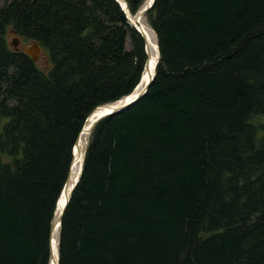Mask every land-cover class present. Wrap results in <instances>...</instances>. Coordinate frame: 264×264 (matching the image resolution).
<instances>
[{
	"label": "trees",
	"instance_id": "obj_1",
	"mask_svg": "<svg viewBox=\"0 0 264 264\" xmlns=\"http://www.w3.org/2000/svg\"><path fill=\"white\" fill-rule=\"evenodd\" d=\"M125 1L134 15L144 0ZM144 18L155 75L93 126L58 264H264V0H154ZM145 59L115 0H0V264L48 263L83 122Z\"/></svg>",
	"mask_w": 264,
	"mask_h": 264
},
{
	"label": "water",
	"instance_id": "obj_2",
	"mask_svg": "<svg viewBox=\"0 0 264 264\" xmlns=\"http://www.w3.org/2000/svg\"><path fill=\"white\" fill-rule=\"evenodd\" d=\"M118 2V4L120 5V7L122 8V10L125 12L126 14V17H127V20H128V23L133 26L140 34L141 36L143 37L144 39V50H145V55H146V59H145V62H144V66H143V70H147V71H150V67H151V57H152V54H151V50H150V46H149V39L147 37V34L145 32V30L143 29L142 27V24L139 22V19L141 17H144V14L145 12L151 7L152 3L154 0H144L143 3L141 4V7L139 8V10L134 14V15H131L129 10H128V7H127V3L125 0H115ZM132 16H135V21L132 19ZM16 41L14 42V45H16ZM156 48H157V61L155 62L154 66H153V72L152 74L150 75V78L145 82L144 86L134 95V97L130 100H127L126 102H123L120 106H117L113 109H111L109 112H106L100 116H98L97 118H95L90 124L89 126H86L87 123H88V117H89V113L87 115V117L85 118L84 122H83V125L75 139V142H74V145H73V148H72V160H71V163H70V166H69V171H68V175H67V178H66V181L59 193V196L56 200V205H55V211H54V218H53V221H52V224H51V228H50V235H49V257H48V263L50 262L51 258L53 257V249L55 248L56 250V264H58V238H59V228H60V223H61V218H62V215H63V212L65 210V207L69 201V198L71 196V193H72V190L74 189L75 185L77 184L78 180H79V176L81 174V171H82V166H83V160H84V154H85V149H86V146L84 148V152H83V158H82V161H81V164H80V169H79V174H78V177L74 183V185L72 186L71 188V191L69 193V195L67 196V200L64 202L62 208L60 209L59 211V214L58 216L56 217L55 216V213H56V208H57V204H58V200H59V197L63 191V189L66 187L68 181H69V177H70V173H71V168H72V165L74 163V148L76 145H78L79 143V140H80V137L81 135L84 133V132H87V134L89 135L93 126L103 117L107 116V115H110L112 113H116V112H120V111H123L125 109H127L129 106H131L132 104H134L135 102H137L146 92L148 86H149V83L152 81L154 75H155V70H156V65L159 61V50H158V44H157V41H156ZM15 49H18L17 46L15 47ZM42 50V47L38 44V42H33L32 44L30 45H25L23 48H22V51L27 54L29 57L32 58L33 61H36L38 56H39V52ZM142 77H143V73H141L140 77H139V80L136 84V86L134 87V89L132 91H134L137 87H139L142 83ZM127 96V95H126ZM125 96V97H126ZM115 102V101H114ZM100 106V105H99ZM95 109V108H94ZM93 109V110H94ZM92 110V111H93ZM86 144H87V141H86ZM56 239V246L54 247L53 243Z\"/></svg>",
	"mask_w": 264,
	"mask_h": 264
},
{
	"label": "bare ground",
	"instance_id": "obj_3",
	"mask_svg": "<svg viewBox=\"0 0 264 264\" xmlns=\"http://www.w3.org/2000/svg\"><path fill=\"white\" fill-rule=\"evenodd\" d=\"M135 16H132V19L135 21ZM139 22L142 24L143 29L145 30L147 37L149 39V46H150V50H151V67H150V71L144 70L143 73V77H142V83L139 87H137L134 91H132L130 94H128L126 97H122L121 99H119L118 101H115L113 103H107V104H103L100 106H97L93 111H91V113L89 114L88 117V123L86 126H89V124L98 116L109 112L111 109L120 106L123 102H126L127 100H130L134 97V95L144 86L145 82L150 78V75L153 72V66L155 64V62L157 61V48H156V35L155 32L149 27L147 26L148 24L145 23L143 17H141L139 19ZM147 24V25H146ZM87 137L88 134L87 132H84L79 140L78 145L75 146L74 148V163L72 165L71 168V173H70V177H69V181L66 185V187L63 189L59 200H58V206L56 208V213L55 216L57 217L59 214L60 209L62 208L64 202L67 200V196L69 195L72 186L74 185L78 174H79V169H80V164L83 158V152H84V148L86 145V141H87ZM56 239L53 243L54 247L56 246ZM53 257L51 258L49 264H56V250L55 248L53 249Z\"/></svg>",
	"mask_w": 264,
	"mask_h": 264
},
{
	"label": "rangeland",
	"instance_id": "obj_4",
	"mask_svg": "<svg viewBox=\"0 0 264 264\" xmlns=\"http://www.w3.org/2000/svg\"><path fill=\"white\" fill-rule=\"evenodd\" d=\"M144 21H145V18L143 17ZM145 23H147L145 21ZM147 25V24H146ZM148 26V25H147ZM7 42L8 44L12 47V48H15L17 46V48L19 50H22V48L25 46V45H30L32 44L33 42L32 41H24L21 37H19L18 35L15 34V32L11 29L8 30V33H7ZM16 41V45H14V42ZM37 66L43 70H48L49 67H50V61L47 57V54L45 53V51L42 49L40 52H39V56L37 58V60L35 61ZM89 136V135H88ZM87 141H88V137H87ZM86 146V145H85Z\"/></svg>",
	"mask_w": 264,
	"mask_h": 264
}]
</instances>
